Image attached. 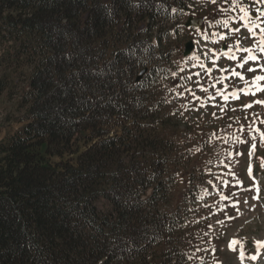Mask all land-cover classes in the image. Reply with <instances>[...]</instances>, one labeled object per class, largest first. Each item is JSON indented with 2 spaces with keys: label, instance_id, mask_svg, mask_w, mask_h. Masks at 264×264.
Returning a JSON list of instances; mask_svg holds the SVG:
<instances>
[{
  "label": "trees",
  "instance_id": "obj_1",
  "mask_svg": "<svg viewBox=\"0 0 264 264\" xmlns=\"http://www.w3.org/2000/svg\"><path fill=\"white\" fill-rule=\"evenodd\" d=\"M186 9L0 0V100L21 114L0 140V264H186L201 245L173 200L181 174L197 185L171 97Z\"/></svg>",
  "mask_w": 264,
  "mask_h": 264
},
{
  "label": "rangeland",
  "instance_id": "obj_2",
  "mask_svg": "<svg viewBox=\"0 0 264 264\" xmlns=\"http://www.w3.org/2000/svg\"><path fill=\"white\" fill-rule=\"evenodd\" d=\"M241 8L249 13V27L259 25L253 28L255 35L245 27ZM261 8L264 11V0H188L180 19L173 61L184 78L177 81L171 97L184 108L183 121L193 124L189 139L197 185L196 193L188 197L189 179L181 174L173 200L189 208V230L202 236L186 264H264V244L256 243L264 241V103H258L264 101V80H255L264 76ZM191 16L204 18L202 28L183 25ZM190 40L195 42V53L184 56ZM241 48L252 49L257 59L247 60L249 53ZM241 63L244 66L238 67ZM207 68L212 72L207 73ZM17 102L6 95L0 100V140L21 127Z\"/></svg>",
  "mask_w": 264,
  "mask_h": 264
},
{
  "label": "snow or ice",
  "instance_id": "obj_3",
  "mask_svg": "<svg viewBox=\"0 0 264 264\" xmlns=\"http://www.w3.org/2000/svg\"><path fill=\"white\" fill-rule=\"evenodd\" d=\"M213 2H215V0H213ZM240 11L244 13V15L241 17V19L246 21L245 27H248L249 32H251L252 35H255V32L253 31V28L258 27L259 25L253 24L251 27H249L248 24H247V20H248V16H249L248 11H247L245 8H241ZM258 11L260 12V15H261V16H264V11H261V10H259V9H258ZM224 24H225V27L228 26V25H227V21H225ZM235 31L238 32L239 29H235ZM261 32L264 33V28L261 29ZM222 39H223V37H222ZM238 43H239V42H238ZM261 44L264 45V35H262V37H261ZM240 50L249 53V55H248V57H247V60H256V59H257L256 56H254V55L251 54V53H252V49H250V48H241ZM261 51H264V47H261ZM223 55H225V56H229V58H230V59H233V60L236 59V57H235L234 55H231V56H230V55H229V52H224ZM193 58H195V57H193ZM245 63H246V61H245ZM243 66H244L243 63H241V64L238 65V67H243ZM200 67H201L202 69H204V68H205V65L201 64ZM221 71H226V70H223V69H222ZM248 71H255V69L250 68V69H248ZM206 72H207V73H211V72H212V69H211V68H207V69H206ZM173 75H176V73H173ZM196 75L199 76V73H196ZM233 75L238 76V77H240L241 79H243V77L241 76V73H240V72H237V71L233 70ZM223 78H224V77H222V79H223ZM188 79H191V76H189ZM255 80H257V81H259V80H264V76H257V77H255ZM225 87H227V86H225ZM202 90H203V91H207V89H203V88H202ZM188 91H191V89H188ZM218 94H220V93L218 92ZM193 95H194V93H193ZM233 95L235 96V93H234ZM227 98H228V97L225 96V99H227ZM258 103H264V101H258ZM245 107H251V105H245ZM261 136L264 137V133H261ZM253 147H254V146H253ZM256 198H258V197H256ZM233 243H238V242H237V241H233ZM256 243H257L258 245H261V244H264V241H257ZM241 256H243V253H241ZM255 258H256L255 256L252 257V259H255Z\"/></svg>",
  "mask_w": 264,
  "mask_h": 264
},
{
  "label": "water",
  "instance_id": "obj_4",
  "mask_svg": "<svg viewBox=\"0 0 264 264\" xmlns=\"http://www.w3.org/2000/svg\"><path fill=\"white\" fill-rule=\"evenodd\" d=\"M203 23V18L199 17V18H194V17H190L186 23L187 27H192V26H197V27H201ZM185 52L184 55L188 56L191 54V52L194 50V41L190 40L186 43L185 45ZM147 71V69H145L144 71H142L140 73V75L138 76V80L141 79L143 77V75L145 74V72Z\"/></svg>",
  "mask_w": 264,
  "mask_h": 264
}]
</instances>
